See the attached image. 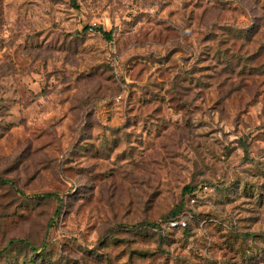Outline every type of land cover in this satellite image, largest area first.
Returning <instances> with one entry per match:
<instances>
[{"label": "rangeland", "instance_id": "374dc122", "mask_svg": "<svg viewBox=\"0 0 264 264\" xmlns=\"http://www.w3.org/2000/svg\"><path fill=\"white\" fill-rule=\"evenodd\" d=\"M0 180V264H264V0H0Z\"/></svg>", "mask_w": 264, "mask_h": 264}, {"label": "trees", "instance_id": "16d2710c", "mask_svg": "<svg viewBox=\"0 0 264 264\" xmlns=\"http://www.w3.org/2000/svg\"><path fill=\"white\" fill-rule=\"evenodd\" d=\"M89 29H90L89 27H86L84 30H85V31H88ZM91 29H92V30H95L96 32H98V33H100L101 35H103V36L105 37L106 40H108V41H111V40H112V37H113L112 32H107V31H105V30L103 29L102 26H95V28H91ZM0 182H2V181L0 180ZM199 189H200V187H199V188H190V187L185 188V192H186V194H187V196H188V200H189V201H190L191 198H196V197H197V195L199 194ZM212 193H213V192H212V189H211L210 192H208L207 194H204V199H208ZM46 196H48V197H52L53 194H48V195H46ZM198 201H200V200L198 199ZM182 212H183V211H182ZM182 212H181V213H182ZM181 213H180V214L178 213L177 215H175V216L169 218L168 220L165 221V223H164L163 225H160V226L158 227V229L160 230V232H164V231L173 232V231H175V230L182 229V228L173 229V228H170L169 226H165V224H166L167 222L171 221V220H175V219H176V220H180V219L182 218V217H181ZM187 227H188V226H187ZM187 227H185V228H183V229L186 231V230H187Z\"/></svg>", "mask_w": 264, "mask_h": 264}, {"label": "built area", "instance_id": "2783aa9c", "mask_svg": "<svg viewBox=\"0 0 264 264\" xmlns=\"http://www.w3.org/2000/svg\"><path fill=\"white\" fill-rule=\"evenodd\" d=\"M211 191V188L208 186H201L199 189V194L197 195L196 198H191L190 203L192 206H195L198 204V199H204V194H207L208 192ZM165 226H169L170 228L173 229H178V228H185L187 227V222L184 217H182L180 220H171L165 224Z\"/></svg>", "mask_w": 264, "mask_h": 264}]
</instances>
